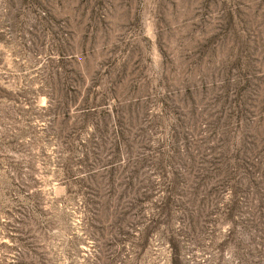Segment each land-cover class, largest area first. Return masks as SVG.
Wrapping results in <instances>:
<instances>
[{"label": "rangeland", "instance_id": "obj_1", "mask_svg": "<svg viewBox=\"0 0 264 264\" xmlns=\"http://www.w3.org/2000/svg\"><path fill=\"white\" fill-rule=\"evenodd\" d=\"M0 264H264V0H0Z\"/></svg>", "mask_w": 264, "mask_h": 264}, {"label": "trees", "instance_id": "obj_2", "mask_svg": "<svg viewBox=\"0 0 264 264\" xmlns=\"http://www.w3.org/2000/svg\"><path fill=\"white\" fill-rule=\"evenodd\" d=\"M6 96H4V98H6L7 100L10 101H17V96L13 95L12 93L9 94H5ZM79 95V93L74 92L73 94V98L77 97ZM74 105L75 102H74ZM50 108V107H49ZM92 115H94V111H92V109L89 107L88 101L87 100H83L79 106H75L74 108V112H73V116L77 119V118H82V119H88L89 117H91ZM58 117H56L57 119ZM72 118V116L70 115V113L67 111L64 115L63 118V122L64 124L69 121V119ZM16 130H15V139L10 143V145L13 147L14 145H18L19 144V139L22 137L23 135V130L20 126H16ZM94 134V133H93ZM92 134V135H93ZM119 136L121 135V132H118ZM89 142L91 143L92 141L89 140ZM119 155V151L118 149L116 150V158H114V160L111 161V164H109L110 166V170H114V168L116 167H120V165L116 162V160H118L119 158H117ZM114 164H116L117 166H114ZM28 212H25L24 216L22 218H15L13 220V224L15 225V229L17 231L20 232V234L24 235V239L26 238V236H29L32 240L37 241V238H39V236L37 237L35 233L31 232L33 230V227H31V223L35 222L34 219V214L33 212L30 211L29 208ZM35 244V243H34ZM37 246H35L34 248H32L34 252H38V250L41 248L40 244H35Z\"/></svg>", "mask_w": 264, "mask_h": 264}]
</instances>
